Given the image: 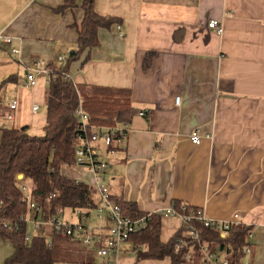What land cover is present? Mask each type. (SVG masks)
<instances>
[{
    "label": "crops",
    "instance_id": "crops-1",
    "mask_svg": "<svg viewBox=\"0 0 264 264\" xmlns=\"http://www.w3.org/2000/svg\"><path fill=\"white\" fill-rule=\"evenodd\" d=\"M82 3L58 12L65 0H0V34L12 40L0 43V138L3 127L44 135L46 78L27 88L26 66L43 59L58 67V57L74 53ZM94 11L119 23L100 29V47L83 52L68 74L77 85L130 91L137 112L111 152L99 144L110 198L143 214H160L178 202L217 222L237 221L254 235L244 264H264V0H95ZM209 20H218L222 32L209 30ZM148 53L151 65L143 69ZM33 105L40 109L32 112ZM194 130L198 146L189 140ZM62 173L87 186L94 182L82 169ZM92 198L97 205L95 192ZM63 211L71 220V210ZM181 226L178 217L162 216L160 242ZM39 236L50 238L47 230ZM65 246V260L55 264H104L95 245L71 240ZM13 252L0 238V264ZM110 264L171 260L138 261L128 241Z\"/></svg>",
    "mask_w": 264,
    "mask_h": 264
},
{
    "label": "trees",
    "instance_id": "trees-1",
    "mask_svg": "<svg viewBox=\"0 0 264 264\" xmlns=\"http://www.w3.org/2000/svg\"><path fill=\"white\" fill-rule=\"evenodd\" d=\"M76 0H65V5L58 12L73 5ZM95 0H83V20L77 27L78 39L73 55H68L62 65L47 64L46 68L54 75L45 87L46 126L42 137H30L26 129H5L0 138V238L9 241L14 249L13 254L4 264H55L64 261L66 243L70 238L53 236L51 245L45 236H34L25 242L27 226L22 225L17 231L7 232L1 222L12 220L16 215L24 213L26 208L21 203L22 193L16 179L21 175L28 186L33 201L46 212L56 208L63 210L90 209L96 204L93 201V189L83 183L66 177L62 173L65 166L73 163L75 116L78 104L89 117L91 124L96 126H118L128 124L137 113L131 105L130 91L111 89L89 85H77L73 81L62 78L68 74L71 64L79 56L100 47L98 31L110 30L112 25L119 23L116 18L102 17L94 11ZM153 54L148 53L143 61V69L151 65ZM88 59V58H87ZM87 59L85 61H87ZM117 203L124 214L132 217L144 215L139 213L133 204L119 201ZM180 203L175 202L177 210ZM146 214V213H145ZM161 214H153L145 230L130 236L137 260H162L169 257L171 264L184 262H202L197 247L191 242V230L182 224L181 228L167 242L161 243L159 238ZM192 227L198 233L201 242L210 249L223 254L231 264H244L246 255L243 253L247 245L250 228L243 224L234 227L228 240H222L213 230L194 222ZM180 239L188 241L181 252L174 253V245ZM188 256V258H185ZM88 264V263H83Z\"/></svg>",
    "mask_w": 264,
    "mask_h": 264
},
{
    "label": "built area",
    "instance_id": "built-area-1",
    "mask_svg": "<svg viewBox=\"0 0 264 264\" xmlns=\"http://www.w3.org/2000/svg\"><path fill=\"white\" fill-rule=\"evenodd\" d=\"M209 30L222 32V26L218 20H209L207 22ZM10 45L12 40L10 37L0 34V43ZM12 55H18L17 49H11ZM57 61L63 63L65 58L58 57ZM47 62L43 59H34L26 66L25 86L34 88L37 84L38 77H45L46 82L55 79L57 75L52 74L46 68ZM62 78L72 81L69 74H63ZM175 104H178L179 97L174 98ZM9 108H16V101L8 103ZM38 105H33L32 112L38 111ZM77 118V128L75 131L76 146L74 149L73 163L64 168L82 169L93 175L94 182L88 184L93 192L98 196L99 203L90 209H74L70 214L75 218L74 221L69 220L65 216L63 209L56 208L49 213L37 205L26 185L23 177H16L19 188L22 193L21 203L25 206L24 213L16 215L12 220L1 222V227L7 232L17 231L22 225L27 226V233L24 241L30 242L34 236H39L47 230L49 233L48 245H51L53 236L61 238H70L83 247L96 246L95 254L104 260V264H110V260L119 253L120 246L129 241L130 236L137 234L146 229L148 222L153 214H144L138 217H132L124 214L120 206L115 203L103 185L102 175L107 170L108 164L101 160L99 153V144H102L106 151H112L111 147L114 142L120 143L125 138L128 131V124L118 126H96L90 123L88 115L82 108L81 103L75 112ZM7 120H12L13 115L9 113ZM3 130L6 128L3 127ZM190 143L193 145L201 144V136L197 130L190 133ZM76 183H80L76 181ZM96 213L95 216H92ZM162 216L178 217L182 224L191 230V242L195 244L202 257L200 264H231V262L219 252H215L209 248L207 244L201 242V239L195 229L192 227L197 222L205 228L213 230L222 240H228L230 232L234 227L240 225L237 221L233 222H217L206 217L201 209L181 204L179 210L170 207L159 212ZM96 222H91L92 218ZM254 235L252 230L247 235V245L243 249V253L247 256L251 252ZM97 245H96V244ZM188 245V241L180 239L174 245V253L181 252ZM185 258H188L186 256Z\"/></svg>",
    "mask_w": 264,
    "mask_h": 264
},
{
    "label": "rangeland",
    "instance_id": "rangeland-1",
    "mask_svg": "<svg viewBox=\"0 0 264 264\" xmlns=\"http://www.w3.org/2000/svg\"><path fill=\"white\" fill-rule=\"evenodd\" d=\"M44 104H45V98H44ZM44 110H45V108H44V107H42V108H41V111H40V114H42ZM44 112H45V111H44ZM18 176H19V175H18ZM67 215H69V214H67ZM95 215H96V213H93V214H92V216H95ZM71 220H72V221H74V220H75V218H74V217H72V218H71ZM91 222H93V223H95V222H96V220H95V218H94V217L92 218ZM79 249L81 250V252H82L83 250H85V248H83V247H79ZM69 257H72V256H71V255H69Z\"/></svg>",
    "mask_w": 264,
    "mask_h": 264
},
{
    "label": "water",
    "instance_id": "water-1",
    "mask_svg": "<svg viewBox=\"0 0 264 264\" xmlns=\"http://www.w3.org/2000/svg\"><path fill=\"white\" fill-rule=\"evenodd\" d=\"M70 55H73V53H71ZM18 177H22L21 175H19Z\"/></svg>",
    "mask_w": 264,
    "mask_h": 264
}]
</instances>
